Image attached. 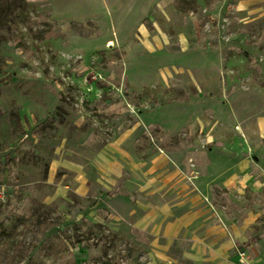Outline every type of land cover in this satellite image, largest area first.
I'll list each match as a JSON object with an SVG mask.
<instances>
[{"label": "rangeland", "instance_id": "obj_1", "mask_svg": "<svg viewBox=\"0 0 264 264\" xmlns=\"http://www.w3.org/2000/svg\"><path fill=\"white\" fill-rule=\"evenodd\" d=\"M238 249L264 264V0H0V264Z\"/></svg>", "mask_w": 264, "mask_h": 264}, {"label": "crops", "instance_id": "obj_2", "mask_svg": "<svg viewBox=\"0 0 264 264\" xmlns=\"http://www.w3.org/2000/svg\"><path fill=\"white\" fill-rule=\"evenodd\" d=\"M151 216L154 217L155 216V213L153 212L151 215H149V213H146L143 216L141 215V217L138 218L137 220L140 221L141 223H142V221H145L146 224L147 223L149 224L151 222V220H152V217ZM183 218L184 217L181 216V217H175V218H173L174 220L172 219L176 223L173 224L172 226H170L171 232L175 233L177 231V229H181L182 228V226L184 224V219ZM231 229H232V231L234 233H236L237 236H240V238L242 237V234H241L240 230L236 227V225H233ZM206 234L208 235V233H206ZM194 236L197 237V239H199V237H200L197 234H194ZM219 237H220V235L217 236L216 238H219ZM221 245H223V247L221 249H219V250H216L217 253H219L220 255H224L225 254L226 255V258H228V256H227L228 250H226L225 248H226V246L227 247H232V240L229 238V240L223 241ZM262 262H264V261H262ZM223 264H226V261Z\"/></svg>", "mask_w": 264, "mask_h": 264}, {"label": "built area", "instance_id": "obj_3", "mask_svg": "<svg viewBox=\"0 0 264 264\" xmlns=\"http://www.w3.org/2000/svg\"><path fill=\"white\" fill-rule=\"evenodd\" d=\"M237 257L239 264H258L255 260H252L245 249L237 250Z\"/></svg>", "mask_w": 264, "mask_h": 264}]
</instances>
